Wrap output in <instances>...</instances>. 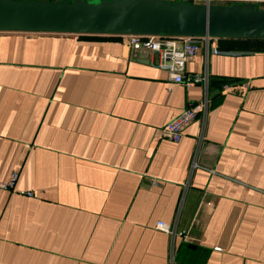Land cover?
Instances as JSON below:
<instances>
[{
	"label": "crops",
	"instance_id": "obj_1",
	"mask_svg": "<svg viewBox=\"0 0 264 264\" xmlns=\"http://www.w3.org/2000/svg\"><path fill=\"white\" fill-rule=\"evenodd\" d=\"M161 62L117 35L0 31V181L19 171L0 264H264V39L201 43L185 73L209 100L233 81L177 143L162 126L206 92Z\"/></svg>",
	"mask_w": 264,
	"mask_h": 264
},
{
	"label": "water",
	"instance_id": "obj_2",
	"mask_svg": "<svg viewBox=\"0 0 264 264\" xmlns=\"http://www.w3.org/2000/svg\"><path fill=\"white\" fill-rule=\"evenodd\" d=\"M0 31L264 39V7L186 0H0Z\"/></svg>",
	"mask_w": 264,
	"mask_h": 264
},
{
	"label": "built area",
	"instance_id": "obj_3",
	"mask_svg": "<svg viewBox=\"0 0 264 264\" xmlns=\"http://www.w3.org/2000/svg\"><path fill=\"white\" fill-rule=\"evenodd\" d=\"M195 1V0H186ZM200 2H210V0H198ZM120 37L131 50L134 51H158L162 55L160 66L166 70L168 81L180 83L182 85H192L201 83L206 92L204 100L197 104H191L184 108L178 115L167 121L160 130V137L177 143L180 141L184 128L190 124L199 113H205L209 98L207 97L208 73H185V64L201 50V43H208L212 39L219 37L214 36H186V35H166V34H120ZM213 51L218 53V48ZM228 84L222 85V90L227 89ZM195 163L192 162V166ZM19 178V171L11 172L7 181H0V188L4 190L15 191V185ZM28 196L32 195L31 191H25ZM157 229L169 232L170 226L164 222L158 221L155 224Z\"/></svg>",
	"mask_w": 264,
	"mask_h": 264
},
{
	"label": "trees",
	"instance_id": "obj_4",
	"mask_svg": "<svg viewBox=\"0 0 264 264\" xmlns=\"http://www.w3.org/2000/svg\"><path fill=\"white\" fill-rule=\"evenodd\" d=\"M67 1H71V0H67ZM174 1H176V0H174ZM229 39H237V38H229ZM233 80L232 79H230V78H221L220 80H214V79H212L211 80V84H213V83H216L217 84V88H219L220 89V91L222 90V85H224V84H228V83H231ZM209 83H210V81H209ZM219 91V93H217L216 95H213L212 97H211V99H210V105L212 106L213 105V103L215 102V100H216V98L218 97V96H220V94H221V92Z\"/></svg>",
	"mask_w": 264,
	"mask_h": 264
}]
</instances>
